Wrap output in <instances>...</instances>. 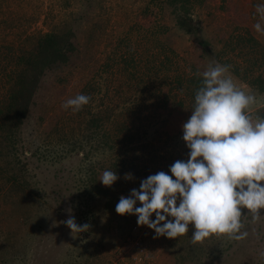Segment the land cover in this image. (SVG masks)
I'll return each mask as SVG.
<instances>
[{
  "label": "trees",
  "instance_id": "16d2710c",
  "mask_svg": "<svg viewBox=\"0 0 264 264\" xmlns=\"http://www.w3.org/2000/svg\"><path fill=\"white\" fill-rule=\"evenodd\" d=\"M8 1L0 0V4L9 9ZM70 1L61 0L65 4ZM75 1L73 5L77 9L65 10L56 20L53 17L54 22L47 32L27 34L13 51L12 64L7 59L1 64L10 71L0 94V223L10 222L16 232L5 234L2 230L0 264H50L47 252L40 251V242L36 239L48 220L58 226L61 217L56 218L61 216L63 197L56 198L55 205L51 206L49 196L38 187V175L33 173L35 161L52 164L76 161L79 190L73 204L78 219L92 228L99 227L103 216L118 220L124 234H132L140 228L137 216H121L115 211L120 196L127 197L132 189L139 190L143 179L160 171L171 176L170 166L177 160L187 161L190 151L182 138V128L174 136L164 131L161 123L162 119L166 122V117L175 114L183 118V123L190 118L194 93L200 83L196 76L200 69L177 51L173 36L200 41L203 58L208 62L216 59L222 62V50H215L214 45L212 50H207L212 39L199 12L206 0H149L145 5L147 9L153 5L157 10L155 21L141 31L143 34L137 31L139 41H133L136 36L130 33L125 37L128 45L107 56L99 66L102 73L99 82L95 84V79L91 78L83 84L78 94L89 95V104L75 113L65 110L51 126L44 127L45 117L38 115V110L48 107L44 102L48 95L45 78L58 77V82H62L65 68L72 62L76 66L75 61L84 60V45L77 35L76 25H81L88 16L79 8V2L82 8L88 9L87 13L95 11L100 3V0ZM262 1H254L255 16V6ZM52 16L49 12L45 22ZM9 20H3L2 28H6ZM224 42L236 43L231 48L234 51L247 48L249 54L255 55L247 68L233 71L254 93L264 98V44L249 30L246 34L231 35ZM142 55L146 56L144 60ZM91 67L93 65L86 62L84 69ZM111 88L115 89L113 95ZM258 114L264 116V106ZM104 170H113L119 176L111 187L99 181ZM126 173H131L133 179L125 180ZM141 206L137 202L136 207ZM259 211L262 216L256 223L251 222L250 216L242 217L244 231L259 225L257 231L263 234L264 209ZM246 214L247 209H242V215ZM150 219L155 220V214ZM194 230L190 224L188 231L193 233ZM93 236L87 237L78 256L67 261L64 256L56 258L51 264H95L97 250ZM160 238L167 244L181 237ZM252 241L250 235L239 241L214 235L196 243L193 256L200 264L220 261L238 264V255H248ZM261 251L259 248L252 253ZM249 259L244 256L241 264H248ZM256 261L255 264H264V256L259 254Z\"/></svg>",
  "mask_w": 264,
  "mask_h": 264
},
{
  "label": "rangeland",
  "instance_id": "374dc122",
  "mask_svg": "<svg viewBox=\"0 0 264 264\" xmlns=\"http://www.w3.org/2000/svg\"><path fill=\"white\" fill-rule=\"evenodd\" d=\"M148 1L100 0L95 11L89 13H87L88 9L82 8L79 2V8L88 16L82 20L81 25H76L77 35L84 45L82 53L84 60L82 62L80 60L75 61L76 66L72 62L65 68V73L62 74L65 75V80L62 82H58V77L45 78L47 79L46 87L49 91L47 90L48 95L43 100L48 107H42L43 109L38 110V115L45 117L44 127L51 126L52 121H56L65 112L61 107L62 103L78 94L85 82L91 78L95 79V84L99 82L102 75L99 66L114 50L119 47L122 50L123 46L128 45L129 41L125 37L127 38L131 33L133 37L136 36L133 41H139L137 39L138 32L143 34L142 32L146 30V27L155 21L157 14L153 5L147 9L145 4ZM254 1L206 0L199 8L208 33L206 34L212 39V45L207 50H212L213 45L215 50H222V62L218 59L215 61L221 64L227 62L228 65H231L229 71L234 83L244 91L256 96V103L250 109L253 118L259 115L258 110L264 106V98L254 93L235 75L233 70L247 68L250 63L249 60H254L255 55L249 54L247 48H239L234 51L231 48L236 43L224 41H228L231 35L246 34L249 30L260 43L264 44V34L257 33L253 27L258 19V16L254 14ZM74 2L76 1L71 0L65 4L61 0H9V9L0 4V94L6 86L5 76L10 71V68L5 69L1 66L3 61L6 62L5 59H7L12 64L13 51L18 49V44L23 43L22 41L25 40L27 34L47 32L54 22L52 21L53 17L56 20L65 10L78 8L73 5ZM83 6L85 7L86 4ZM49 12L54 16L45 22V17ZM5 19L10 20L7 22L6 28H2V22ZM172 41L177 51L183 57L194 62L200 71H203L211 62H208L207 58H203L204 51L200 41H185L178 35L173 36ZM228 45H230L229 48ZM140 48L143 50V47ZM143 58L146 56L142 55V60H144ZM86 62H90L93 67L89 70L84 69ZM59 74L61 75V73ZM114 91L115 89L111 88V95L114 94ZM165 119L166 122H162L164 119L161 120L163 130L176 136L182 128L183 118L179 114H175ZM32 168L36 170L33 173L38 175L36 179L39 184L38 187L42 188L45 195L49 196L47 200L51 206L55 205L56 198L63 197L62 213L56 219L61 217L60 221L66 220L69 216L67 209L71 208V215L74 216L77 224H85L86 221L78 219L76 216V208L73 204L75 193L79 190L77 187L79 167L76 165V161L70 160L63 164L35 161ZM53 223L52 220H48L43 233H38V239H36L37 243L40 242L38 247L40 251L47 252L46 259L50 260V264L54 260L63 258V256L66 261L70 260L71 257L78 256L88 241L87 237L92 236V234H94L93 238L97 250L95 264H200L199 259L193 256L195 244L191 242L192 232L189 231L177 241L164 244L162 238H154L155 234H152V230L149 232L147 226L135 229L132 234L122 233L118 227V220L112 216H103L99 227H90L89 231L83 233L74 232L71 234V230L64 227V224L58 223V226H53ZM258 226L255 225L247 230L248 235L252 236L253 239L252 249L248 255L241 253L238 255V264L242 263L244 256L250 257L248 264H255L259 254L252 252L259 251V248L264 250V231H262L263 234H259ZM2 230L5 231V234L16 232L10 222L0 223V234ZM35 264H39V262H35ZM209 264H222V261Z\"/></svg>",
  "mask_w": 264,
  "mask_h": 264
},
{
  "label": "clouds",
  "instance_id": "9594fccd",
  "mask_svg": "<svg viewBox=\"0 0 264 264\" xmlns=\"http://www.w3.org/2000/svg\"><path fill=\"white\" fill-rule=\"evenodd\" d=\"M255 31L264 34V3L257 4ZM231 65L215 60L203 71H197L199 86L194 93L190 118L183 123V140L190 150L187 161L177 160L169 168L171 176L160 171L132 189L129 196L121 195L115 211L137 216L138 226L154 230V238L175 239L184 236L191 224V242H203L211 236H227L242 240V217L259 221L264 209V116L253 118L251 106L256 96L234 83ZM91 97L77 94L62 103L73 113L89 104ZM174 177V178H173ZM119 176L104 170L99 181L111 187ZM125 180H132L126 173ZM137 202L142 206L136 207ZM242 209L247 214L242 215ZM59 223L71 234L89 231L91 225H78L72 209ZM155 214V220L150 219ZM169 217L173 219H168ZM264 256V251L259 253Z\"/></svg>",
  "mask_w": 264,
  "mask_h": 264
}]
</instances>
